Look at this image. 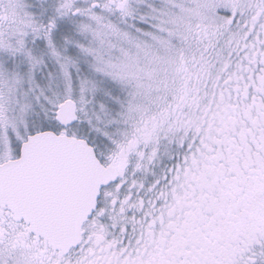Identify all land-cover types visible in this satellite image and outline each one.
Returning a JSON list of instances; mask_svg holds the SVG:
<instances>
[{
    "label": "snow or ice",
    "instance_id": "obj_1",
    "mask_svg": "<svg viewBox=\"0 0 264 264\" xmlns=\"http://www.w3.org/2000/svg\"><path fill=\"white\" fill-rule=\"evenodd\" d=\"M0 264H264V0H0Z\"/></svg>",
    "mask_w": 264,
    "mask_h": 264
}]
</instances>
